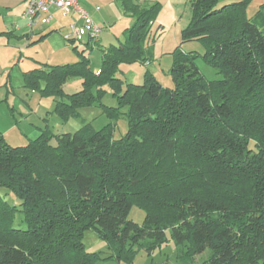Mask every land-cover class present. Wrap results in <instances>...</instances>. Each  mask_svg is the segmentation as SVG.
<instances>
[{
    "label": "trees",
    "instance_id": "obj_1",
    "mask_svg": "<svg viewBox=\"0 0 264 264\" xmlns=\"http://www.w3.org/2000/svg\"><path fill=\"white\" fill-rule=\"evenodd\" d=\"M120 1L136 20L124 42L104 50L99 74L81 54L74 64L26 73L25 87L56 95L55 112L67 120L109 84L118 104L104 112L127 118L128 131L116 138L114 122L98 131L85 124L73 133L44 130L24 146L0 131V189L20 200L11 204L0 192V264L115 260L86 249L87 229L119 261L143 240L165 242L170 230L187 243V258L211 250L203 264H264V31L247 14L252 0H191L182 40L203 42L205 53L176 49L173 88L146 74L144 84L125 89L117 66L147 59L143 42L156 5ZM199 57L222 78L207 79ZM71 76L84 88L67 95L62 85ZM135 204L146 211L142 225L129 219ZM18 212L26 228L14 226Z\"/></svg>",
    "mask_w": 264,
    "mask_h": 264
},
{
    "label": "rangeland",
    "instance_id": "obj_2",
    "mask_svg": "<svg viewBox=\"0 0 264 264\" xmlns=\"http://www.w3.org/2000/svg\"><path fill=\"white\" fill-rule=\"evenodd\" d=\"M116 5L111 7L100 6L106 10L101 12L107 22L97 23L102 27V33L98 40L87 42L69 43L66 36L71 31L74 23L70 16L56 15V19L50 25L39 24L35 30L49 29L51 38L46 42L34 43L23 51L25 58H33L42 65L74 64L81 59V54L90 60V68L95 74L103 67L104 50L111 45H119L126 40V31L135 23V17L126 12L121 1L114 0ZM144 7L156 5L155 13L146 33L143 46L146 60L124 61L118 64L116 77L123 83L122 89L128 84L142 85L145 83L146 74L154 76L164 87H175L172 75L174 65V52L180 48L183 52H195L202 55L206 51L203 42L193 40L183 42L182 32L189 25L193 11L191 0H138ZM247 14L264 31V0H252L247 7ZM60 25H65L60 28ZM77 47L75 49L74 47ZM31 56V57H30ZM36 64V62H35ZM34 64V65H35ZM197 65L202 74L209 80L221 79L217 70L208 64L202 57L197 59ZM15 84V93L20 99L16 102L15 113L5 103L0 104V131L5 135L6 141L12 146L27 145L32 139L38 137L44 130L50 134L73 133L85 124H89L93 130H100L109 123L115 124V137H122L129 128L127 118L110 119L104 112V105L116 106L118 99L113 93L111 85L104 86L105 93L98 96L95 103L79 105L77 115L67 120L55 112L58 97L52 93H43L40 88L32 90L31 87ZM40 86H45V81L40 80ZM83 80L80 77L71 76L62 85L64 94L71 95L83 90ZM32 91H35L32 93ZM96 91V90H95ZM53 138L52 143H55ZM7 200L19 206L17 196L7 190L0 189ZM146 211L138 205H133L129 219L142 225L145 222ZM23 214L18 212L14 226L26 228ZM83 241L90 252L100 254L101 258L114 256L115 260L107 259L100 264H203L211 256L210 249H206L193 258H187V243L178 244L173 239L171 231H167V240L154 246L149 245L150 240H143L141 246L133 247V255L130 259H116V250L96 230L87 229Z\"/></svg>",
    "mask_w": 264,
    "mask_h": 264
},
{
    "label": "crops",
    "instance_id": "obj_3",
    "mask_svg": "<svg viewBox=\"0 0 264 264\" xmlns=\"http://www.w3.org/2000/svg\"><path fill=\"white\" fill-rule=\"evenodd\" d=\"M102 1L105 2V7L116 5L114 0H80L81 5L90 12L96 23L107 22L101 12L106 10L100 6ZM26 8L27 0H0V104L5 103L11 107L13 113L16 110V102L20 100L15 93V84L19 83L24 87L25 74L40 68L43 64L33 58H25L23 51L34 43L48 41L51 38L49 35L51 31L46 28L35 30V27L39 24L50 25L56 19V15L61 14L60 11L54 10V19L49 24L38 22L29 25L25 17ZM70 17L78 20L75 12ZM62 26L65 27L60 25V28ZM85 42L91 44L88 38Z\"/></svg>",
    "mask_w": 264,
    "mask_h": 264
},
{
    "label": "built area",
    "instance_id": "obj_4",
    "mask_svg": "<svg viewBox=\"0 0 264 264\" xmlns=\"http://www.w3.org/2000/svg\"><path fill=\"white\" fill-rule=\"evenodd\" d=\"M54 10H58L63 16L78 15V20L72 23L71 31L66 39L69 42L96 41L100 38L102 27L93 19L90 12L81 5L80 0H27L25 17L29 25L38 22L49 24L54 19Z\"/></svg>",
    "mask_w": 264,
    "mask_h": 264
}]
</instances>
